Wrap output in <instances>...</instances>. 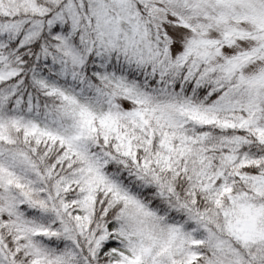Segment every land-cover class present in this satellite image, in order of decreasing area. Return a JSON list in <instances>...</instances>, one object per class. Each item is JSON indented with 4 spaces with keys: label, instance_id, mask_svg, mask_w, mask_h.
<instances>
[{
    "label": "snow or ice",
    "instance_id": "obj_1",
    "mask_svg": "<svg viewBox=\"0 0 264 264\" xmlns=\"http://www.w3.org/2000/svg\"><path fill=\"white\" fill-rule=\"evenodd\" d=\"M0 264H264V0H0Z\"/></svg>",
    "mask_w": 264,
    "mask_h": 264
}]
</instances>
